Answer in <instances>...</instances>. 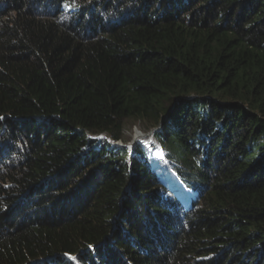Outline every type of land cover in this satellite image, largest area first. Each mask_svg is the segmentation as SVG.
Here are the masks:
<instances>
[{
  "label": "trees",
  "instance_id": "trees-1",
  "mask_svg": "<svg viewBox=\"0 0 264 264\" xmlns=\"http://www.w3.org/2000/svg\"><path fill=\"white\" fill-rule=\"evenodd\" d=\"M0 264H264V0H0Z\"/></svg>",
  "mask_w": 264,
  "mask_h": 264
},
{
  "label": "rangeland",
  "instance_id": "rangeland-1",
  "mask_svg": "<svg viewBox=\"0 0 264 264\" xmlns=\"http://www.w3.org/2000/svg\"><path fill=\"white\" fill-rule=\"evenodd\" d=\"M50 13V11H49ZM155 127H149L144 122L139 120L129 119L126 120L123 125L122 139L116 141L118 145H125L130 148H134L139 144L144 148L147 154L151 168L159 174L161 181L171 187L176 183L174 174L165 163L164 151L160 147L159 143L153 138ZM99 138H106L105 134H99L96 136ZM180 191V190H179Z\"/></svg>",
  "mask_w": 264,
  "mask_h": 264
},
{
  "label": "clouds",
  "instance_id": "clouds-1",
  "mask_svg": "<svg viewBox=\"0 0 264 264\" xmlns=\"http://www.w3.org/2000/svg\"><path fill=\"white\" fill-rule=\"evenodd\" d=\"M99 135V134H98ZM97 136V135H96ZM114 143H116V141L114 142ZM117 144V143H116ZM178 190V189H177ZM179 192V191H178Z\"/></svg>",
  "mask_w": 264,
  "mask_h": 264
},
{
  "label": "bare ground",
  "instance_id": "bare-ground-1",
  "mask_svg": "<svg viewBox=\"0 0 264 264\" xmlns=\"http://www.w3.org/2000/svg\"><path fill=\"white\" fill-rule=\"evenodd\" d=\"M179 196H182V195H179Z\"/></svg>",
  "mask_w": 264,
  "mask_h": 264
}]
</instances>
